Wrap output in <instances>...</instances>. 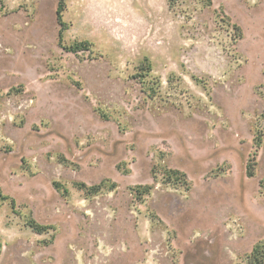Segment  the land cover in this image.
Returning <instances> with one entry per match:
<instances>
[{
	"label": "rangeland",
	"instance_id": "rangeland-1",
	"mask_svg": "<svg viewBox=\"0 0 264 264\" xmlns=\"http://www.w3.org/2000/svg\"><path fill=\"white\" fill-rule=\"evenodd\" d=\"M59 3L0 0V264H247L264 0Z\"/></svg>",
	"mask_w": 264,
	"mask_h": 264
},
{
	"label": "trees",
	"instance_id": "trees-1",
	"mask_svg": "<svg viewBox=\"0 0 264 264\" xmlns=\"http://www.w3.org/2000/svg\"><path fill=\"white\" fill-rule=\"evenodd\" d=\"M207 1L210 5L212 4V0H207ZM63 14H64V0H60L59 7L57 10V20H58V24L60 26L59 42L61 43V45H62V41H63V35H64L65 31L67 30V24L64 22ZM235 30L237 31L238 36L241 37L240 27L235 26ZM88 46H90V44L80 43V44H76L74 46H71L69 49H70V51H72L74 53H79L80 51H82L83 48H86ZM248 171H249L248 172L249 177H253L254 176V165L253 166L249 165ZM170 173L176 177L175 182L185 183V184L188 183V180H187V177L185 174L178 172V171H170ZM80 187L86 189V186L83 184H81ZM99 188H100V186H99ZM99 188H95V189L97 190ZM90 190H94V189H90ZM0 203L1 204L9 203V205L11 206L13 211L16 210V207H17L16 201L14 199H12L11 197L3 194L1 191H0ZM28 225L36 233H39V234H43L45 232H48L51 229L50 227H45V226L38 224L35 220H33L31 218L28 221ZM247 264H264V241H260L257 245H255L252 253L247 257Z\"/></svg>",
	"mask_w": 264,
	"mask_h": 264
}]
</instances>
